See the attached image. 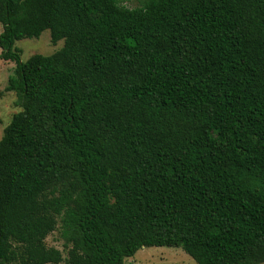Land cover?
<instances>
[{
  "label": "trees",
  "instance_id": "1",
  "mask_svg": "<svg viewBox=\"0 0 264 264\" xmlns=\"http://www.w3.org/2000/svg\"><path fill=\"white\" fill-rule=\"evenodd\" d=\"M0 23L21 108L0 138V264L143 246L264 264V0H0ZM46 29L64 45L22 60Z\"/></svg>",
  "mask_w": 264,
  "mask_h": 264
},
{
  "label": "rangeland",
  "instance_id": "2",
  "mask_svg": "<svg viewBox=\"0 0 264 264\" xmlns=\"http://www.w3.org/2000/svg\"><path fill=\"white\" fill-rule=\"evenodd\" d=\"M144 0H120L128 7H136ZM2 25L0 23V32ZM64 45L60 39L56 43L50 40L48 29L43 30L37 38H22L15 42V46L21 50V59L26 60L35 53L49 55ZM1 52V49H0ZM15 62L0 58V138L4 127L10 122L14 113L21 108L15 104L16 94L14 91H5L8 76L12 73ZM47 246H53L62 251L63 257H67V247L61 238L59 230L55 229L45 239ZM64 262V261H63ZM10 264H20L18 261ZM125 264H197L192 257L185 253L180 247L168 246H143L135 255L125 260Z\"/></svg>",
  "mask_w": 264,
  "mask_h": 264
}]
</instances>
